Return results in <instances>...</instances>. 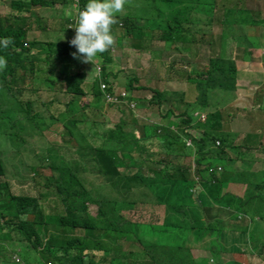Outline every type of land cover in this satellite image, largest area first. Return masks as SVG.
<instances>
[{
  "label": "trees",
  "instance_id": "1",
  "mask_svg": "<svg viewBox=\"0 0 264 264\" xmlns=\"http://www.w3.org/2000/svg\"><path fill=\"white\" fill-rule=\"evenodd\" d=\"M55 1L11 0L9 13L0 16V40L11 37L13 41L7 48L0 45V57L7 60V67L0 71V134L20 143L13 163L0 151V255L4 253L3 261L6 264H251L254 257L264 255V236L257 248L249 243L248 251L241 252L233 243L241 235L245 239V232L248 233L253 221L264 220V213L250 206L259 198L264 207V167L256 173L253 167L245 166L249 161L242 158L244 152L233 153V149H238L228 144L229 140L221 131L220 114L205 109L213 96H234L235 55L247 44L244 36L236 35V31L234 36L225 37L228 27L233 30L234 26L242 24L264 26V19L247 20L246 16L254 12L252 8L233 6L222 11L220 20L226 31L222 32L219 45L223 43L225 50L219 57H209L204 70L187 75V81L194 84L196 90L192 105L184 103L183 93L167 90H154V95L144 100L136 93L146 87L143 84L138 87L135 78L127 79L123 87L126 103H143L141 117L145 121L139 124L136 118L125 120L135 112L129 105H126L129 108L126 117L122 116L119 105H114L121 114L115 123L97 121L92 115L93 118L84 123L99 126L103 131L98 134L105 144V147L103 144L92 147L77 129L82 119L70 110L88 95L93 97L95 105L102 100L100 80L107 87L105 91L112 94L116 83L108 77L117 75L114 70L110 71L113 58L109 50L98 54L94 59L100 64L101 79L97 77L87 82L86 63L81 62L82 58H73L75 50L66 41L44 42L29 37L32 29L28 30V22L33 12L30 17H22V14L29 13L35 6L50 7ZM137 1L132 6L133 12L115 16L111 33L114 44L118 45L112 47L117 50L147 52L153 59L161 52L162 42L179 44L188 51L191 44L197 47L210 40L215 0ZM61 2L65 8L70 5V0ZM86 3L87 0H79L82 7ZM141 8L146 11H139ZM136 20L142 24H136ZM188 36L190 43L184 46L182 43ZM155 45L158 51L152 48ZM228 47L230 59L225 58L229 56L226 55ZM58 64L56 71L54 66ZM50 76L55 80L51 81ZM164 104L165 112L154 118L147 115V110L159 112ZM58 114L69 116L65 119ZM60 121L67 129L66 151H70L71 156H60L54 161L48 155L54 147L46 142L39 146L31 139L43 138L46 131ZM179 136L182 140L178 141ZM162 137L165 140H160ZM251 137L246 135L243 140ZM257 142L264 148V142ZM178 158L182 159L181 164H175ZM21 165L32 167L28 179L19 180L32 183L36 191L31 188L32 195L12 191L13 182L22 178ZM44 170H48L49 175H45ZM201 182L207 187L203 188ZM232 185L241 186L237 195L229 191L232 187L235 190L236 186ZM183 191L190 195L191 203L189 207H175L173 203ZM149 194L151 198L147 197ZM49 197L54 212L46 215V207L49 209L51 205ZM200 198L212 201L204 204ZM90 206H95L94 214H89ZM61 208L65 215L56 216ZM213 208L227 210L233 224L224 226L223 232L212 242L204 241L203 233L210 229L213 234L220 224L221 219L214 215ZM115 218L121 221L118 227ZM183 219L186 221L179 226ZM124 221L129 222L132 237L123 232ZM51 230L55 233H50ZM69 230L73 232L70 236L66 235ZM102 232L107 238L137 241L141 253L131 261L128 256L121 257L120 262L115 258L116 247L106 251L110 255L108 259L103 257L104 252H92L87 244ZM181 233L186 235L177 237ZM190 234L195 241L183 239ZM227 237L234 239L224 241ZM12 243L22 251L14 249ZM195 247L207 251L211 261L188 254ZM8 252L12 259H6ZM240 253L246 260H237L236 255ZM225 257L228 261H224Z\"/></svg>",
  "mask_w": 264,
  "mask_h": 264
},
{
  "label": "rangeland",
  "instance_id": "2",
  "mask_svg": "<svg viewBox=\"0 0 264 264\" xmlns=\"http://www.w3.org/2000/svg\"><path fill=\"white\" fill-rule=\"evenodd\" d=\"M11 0H0V3L5 4V8L0 9V16L1 15H7L10 11L9 3ZM137 2L145 3L146 0H138ZM148 3H146L147 5ZM134 5V1H130L126 3V6H124V10L120 12V16L122 13L127 12H133L134 8L132 7ZM242 7L244 8H252L254 9V12H250L249 15L246 17L247 20L253 19L256 21L263 20L264 19V0H215V7L213 10V20L210 27V40H206L203 44H199L197 47L195 46V43L191 44V49L186 51L179 44H171V43H164L162 42L161 45H159V49H161V52L159 51V54L154 55V58L152 59L150 53L134 50V51H128L125 50V52H122L121 50H117L116 47H112V49L109 50V55L113 58V64L110 67V71L114 70L117 74L116 77H113L112 75L108 77V80L111 82H115V91H120L123 89L125 82L129 78H135L138 80L137 86H144L145 89H141L136 93V96L144 98V100L150 99L154 93L152 91H164L167 90V92H175V93H183V101L184 103H188L190 105L194 104V100L196 97V90L195 85L192 83H189L187 81V75L189 73L194 71H202L204 70V66L207 63V60L209 57H219L222 53V50H225V48H222L221 45L223 43H220V36L222 32L226 31V27L221 24V16L222 11L225 8L228 7ZM139 11L145 12L146 8H141ZM151 12V11H149ZM195 16H193L194 18ZM61 6L59 1H55L54 5H51L50 7L43 6H35L33 9V18H31L29 29H33L28 33L29 37H32L33 39H39L41 41H51V42H57L58 40L62 39L66 41V38L68 37L66 26L61 22ZM38 21V23H35V21ZM136 24H142L141 21L136 20ZM34 23L36 26H34ZM247 24V23H246ZM237 25L234 26V29H230L228 27V33L225 35V37L234 36L235 31L236 35L244 36L243 41L247 44V46H241L240 52L235 55L237 56V59L235 60L236 63V71H238V74L236 75L235 80V86H234V96L228 94L226 97L220 96L219 94L216 96H213V101L209 102V104L206 106V110L208 112H218L222 118L220 121V124H222L221 131L227 137L232 147L236 146V149H233V153L242 151L244 152L242 157L245 161V166H251L256 171L262 170V167H264V148H261L260 145H258L257 141H260L262 144L264 142V61L262 59L264 58V37H257L255 35H263L264 36V26L258 25L257 27L252 26H243ZM260 26V27H259ZM119 31V29H118ZM190 36V35H189ZM187 37L184 42L182 43L184 46H188L190 43V37ZM224 37V38H225ZM247 37V38H246ZM253 37V38H251ZM227 39V38H225ZM197 40V39H196ZM226 44V43H224ZM118 46L117 44H113ZM190 46V45H189ZM221 46V47H220ZM156 45L152 48H155ZM157 48V47H156ZM248 50L251 54L252 60H249L248 62H243L247 60L248 58ZM146 51H150V49H147ZM158 51V48H157ZM218 51V52H217ZM76 52V49H75ZM217 52V53H216ZM216 53V54H215ZM215 54V55H214ZM233 54V53H232ZM214 55V56H213ZM226 55H229L225 58L230 59V51L229 47L226 49ZM82 58V57H81ZM83 59V58H82ZM263 62V64H260ZM99 63L98 60L94 59L92 64L86 63L84 66L85 75L87 82L93 81L95 78L94 76V70L99 71ZM58 66H54V69H58ZM263 75V77H262ZM50 80L54 81V77L50 76ZM262 77L261 79H259ZM204 78V77H203ZM150 87V88H148ZM261 91V92H259ZM233 94V93H232ZM135 95V94H134ZM228 99V100H227ZM233 101V102H232ZM147 103V102H146ZM136 105L134 111L131 112V116L129 119H125L127 121H130L131 119L136 118L137 122L141 124L145 120L143 117H141V113L144 111L143 103L141 102H134L131 103L128 107L130 109L132 108V105ZM122 116L126 117L128 114V107L126 104H120L119 105ZM165 104L159 109V112H155L152 110L147 113L150 118L157 117L158 114L161 112L166 111ZM73 109V110H72ZM116 106L110 105L108 106L106 102H104V99L102 97V100L98 101L95 105V100L91 95H88L84 98V100H80L76 103V105H72L71 113L76 112L77 116L80 117L83 122L77 124L78 131L84 136L85 140L91 144L92 147H101L103 144L105 147V144L103 143V138L100 134H98V131L102 133V129L99 128V126L92 127L88 125V123H84L86 119L93 118L95 116V119L98 120H105L108 123H115L120 118L121 114L117 113L115 110ZM83 113L80 115V113ZM176 113L180 112L175 110ZM60 115V114H58ZM93 115V116H92ZM69 115H60V117L66 119V117ZM175 116V115H174ZM203 119V117H202ZM67 129H65L62 126L61 121L54 124L49 130L46 131L44 134V137L39 139L37 137L31 139L32 143H38V145H43L44 142L50 144L51 147H54V149L51 150V152L48 154L53 158L54 161H57L60 159V156L67 157L71 156V152L66 151V143L65 141L69 138L65 135V132ZM191 134H194L195 132L189 131ZM199 132V131H198ZM219 133L216 132V135ZM197 135V134H196ZM248 135V137L252 136L250 140L244 141L243 139L245 136ZM176 137V135H175ZM179 140H182V137L179 136ZM160 140H165V137L160 138ZM175 139L173 138V141ZM160 142V141H159ZM156 142V143H159ZM160 144V143H159ZM20 146V143L15 140V138L0 134V151L3 153H6L8 155V158L10 159V162L13 163L16 154L17 149ZM49 146V148H50ZM239 146V147H237ZM242 146V147H241ZM107 148L111 149L109 145L106 146ZM245 148H249L245 149ZM66 153H64V152ZM36 156L38 155L37 150L35 151ZM47 155V156H48ZM195 156V155H194ZM192 161L195 160L194 157H191ZM183 161L181 158H178V161L175 162V164H181ZM195 162V161H194ZM208 161L206 160V164ZM205 164V165H206ZM24 167L21 165L20 168V176L22 178H19L17 182H13L12 184V191L13 193H28V194H34V192H31L30 189H34L32 183H26L20 182L22 180L28 179L29 172H31V168ZM43 173L45 175H49L48 170H44ZM33 176V174H31ZM258 178V175L256 176ZM20 180V181H19ZM30 181V180H29ZM202 187L206 188L207 184L204 182H201ZM236 186L235 190L232 187L229 189V191L233 192L234 194L237 193V189L241 191L240 185H232ZM35 191V189H34ZM36 193V191H35ZM115 196L114 194H112ZM150 195V194H149ZM174 196V195H172ZM148 198H151L152 195L148 196ZM178 201L174 202V206H187L189 207V203H191L190 195L183 191L180 196H178ZM51 202V197H49ZM204 204H210L212 200H204L200 198ZM48 202H46L47 204ZM44 204V207L46 206ZM56 205V203H54ZM198 204V201H197ZM53 203L51 202L50 208L46 207V215L54 212L51 210ZM262 203L260 202L259 198H255L252 203L251 207H253L254 210H258L261 213H264V207L261 206ZM174 207V208H175ZM217 208V207H216ZM213 208V213L216 216H219L220 224L218 223L216 227L218 228L217 231H214L213 234L209 230L205 231L203 235L205 236L204 241H208L209 239L211 242L213 241L214 237H217L218 233H222L224 230V226L229 225L230 223L233 224L232 220L228 216L227 210H220ZM95 206L89 207V212L91 214H94L95 212ZM162 211V208L159 209ZM57 211V210H56ZM53 214V213H52ZM134 214V213H133ZM55 215V214H54ZM65 215L64 209H60V211L56 212V216H63ZM116 225L118 227V224L121 223V221L118 218ZM214 219V218H213ZM246 220V219H245ZM186 220L183 219L180 221L179 226L182 225ZM243 223V221H239V224ZM230 224V226H231ZM223 225V226H222ZM194 227H197L194 225ZM222 228V229H219ZM234 228V225H233ZM239 229L238 228H235ZM241 229V228H240ZM219 230V232H218ZM237 231V230H236ZM72 230L67 231L66 235L70 236ZM123 232H127L130 237V225L128 221H124L123 226ZM50 233H55L53 230L50 231ZM73 233V232H72ZM261 234V235H260ZM73 235V234H72ZM186 234L181 233L178 234L177 237L184 236ZM244 235V233H243ZM242 236V235H241ZM236 238V240L233 242L236 246V249L243 251H248L252 248L259 247V242L261 241L264 236V220H258L253 221V223L250 224V229L247 232H245V239L243 237ZM262 236V237H261ZM176 237V238H177ZM208 237V238H207ZM186 241H195V237H193L192 234L188 235L186 238H183ZM229 239H234V237H227L224 239V241H227ZM251 244V247L249 245ZM115 245L118 247L120 253L119 255L116 254L115 258L119 259L121 262V257L124 258L125 256H128V259L134 260V256H137L141 252H139L137 247L139 246V243L137 241H133L131 238L127 239H119L118 241H115ZM24 246V245H23ZM87 246H90L94 248V250H99L100 252H104L105 254H102L103 257L109 258V253H106V251L109 249V247L106 244H100V245H94L93 243H88ZM12 247L18 251L20 250V246H18L15 243H12ZM196 249L192 250V256L198 257L203 256V253L207 252L204 250H201L198 247H195ZM129 253V254H128ZM16 254V253H12ZM128 254V255H127ZM4 253H1L0 255V264H6L4 258ZM242 253L236 255L237 260H246L245 257H241ZM15 256L18 257L16 254ZM5 257L7 260L12 259L13 256L8 252L5 254ZM215 260V257H213ZM229 258H232V256L229 255ZM253 258V257H251ZM219 259V258H218ZM111 260V259H110ZM224 261H228L227 257H225ZM116 264H123V263H116ZM215 264H217L215 262ZM251 264H264V255H261L260 257H254Z\"/></svg>",
  "mask_w": 264,
  "mask_h": 264
},
{
  "label": "clouds",
  "instance_id": "3",
  "mask_svg": "<svg viewBox=\"0 0 264 264\" xmlns=\"http://www.w3.org/2000/svg\"><path fill=\"white\" fill-rule=\"evenodd\" d=\"M56 1H59L61 6L62 18L60 25L63 23L66 26L68 33L66 42L72 49H76V52L72 53L74 59H80L82 57V63L92 64L94 58L98 54L104 53L113 46L115 38L111 33V26L116 22V14L124 10V6L127 3V0H87V3L84 7L80 6L79 0H75V2L73 0H70V5L66 8L62 5L61 0ZM3 7L5 8V4L2 3L0 5V9ZM34 8L35 7L31 8L29 13L22 14V17H30L31 12H33ZM31 21L32 20L28 22V27L30 26ZM73 29H75V33L73 32ZM12 43L13 41L11 37H5L0 40V45L5 48H7ZM249 60H252V57L248 50V58L243 62H248ZM262 61H264V58L262 59ZM260 64H263V62H261ZM6 67L7 60L4 57H0V71H3ZM94 72V76L98 77V80H100V72L96 71V69L94 70ZM237 74L238 71H236V75ZM262 77H260L259 79H261ZM102 84L105 85L103 80H100V89ZM106 88L107 87L105 85V89ZM105 89H101V91L103 92V99L107 103V105L110 104L118 106L120 104H126L128 106L131 104L126 103L127 96L124 89L118 92L114 90L112 94L106 92ZM122 93H124V95H122ZM105 94L116 97L117 101H106ZM132 107L135 108L136 105L133 104ZM202 117L204 120V114H201V118ZM90 240H94L93 242L89 241V243L91 242L96 246L104 243L109 247V249L111 247H116L118 249V247L115 245V241H118L119 239L111 237L107 238L104 232H102V235H100V237H96ZM88 247L92 252H100L99 250H94V248L90 246ZM193 249L195 248H192V250ZM192 250H189L188 253L191 256ZM119 253L120 251L118 249L117 254L119 255ZM198 257L207 258L209 259V261H211L210 255L207 254V252L203 253V256Z\"/></svg>",
  "mask_w": 264,
  "mask_h": 264
},
{
  "label": "built area",
  "instance_id": "4",
  "mask_svg": "<svg viewBox=\"0 0 264 264\" xmlns=\"http://www.w3.org/2000/svg\"><path fill=\"white\" fill-rule=\"evenodd\" d=\"M73 1L75 2V0H73ZM73 32L75 33V29H73ZM101 89H105V85L104 84L101 85ZM122 95H124V93H122ZM105 98H106V101H108V102L117 101L116 97H113V96H111L109 94H105Z\"/></svg>",
  "mask_w": 264,
  "mask_h": 264
},
{
  "label": "crops",
  "instance_id": "5",
  "mask_svg": "<svg viewBox=\"0 0 264 264\" xmlns=\"http://www.w3.org/2000/svg\"><path fill=\"white\" fill-rule=\"evenodd\" d=\"M130 1H134V2H135V0H129V2H130ZM1 4H2V3H0V5H1ZM252 27H254V26H252ZM255 27H257V26H255ZM255 27H254V28H255ZM259 27H260V26H259ZM255 36H257V37H264L263 35H255Z\"/></svg>",
  "mask_w": 264,
  "mask_h": 264
},
{
  "label": "water",
  "instance_id": "6",
  "mask_svg": "<svg viewBox=\"0 0 264 264\" xmlns=\"http://www.w3.org/2000/svg\"><path fill=\"white\" fill-rule=\"evenodd\" d=\"M198 189H199V187L197 186V187H196V193H194V197H196V194H197V192H198Z\"/></svg>",
  "mask_w": 264,
  "mask_h": 264
}]
</instances>
